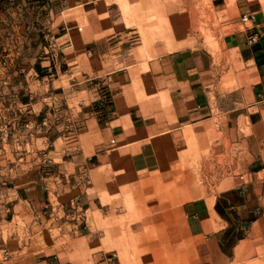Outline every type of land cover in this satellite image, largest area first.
Instances as JSON below:
<instances>
[{
	"label": "rangeland",
	"instance_id": "374dc122",
	"mask_svg": "<svg viewBox=\"0 0 264 264\" xmlns=\"http://www.w3.org/2000/svg\"><path fill=\"white\" fill-rule=\"evenodd\" d=\"M0 9L2 105L13 93L29 100L27 107L12 102L14 126L0 104V264L16 263L18 239H27V254L35 223L45 220L35 243L54 264H199L200 242L183 206L214 202L224 196L217 184L227 188L236 170H254L238 141L250 133L245 116L256 66L221 43L251 27L245 15L261 18L264 32V0H0ZM180 54L196 59L212 107L203 143L192 129L164 137L156 172L133 168L138 145L117 160L98 156L106 140L89 122L96 106H115L134 122L156 120L157 133L176 125L167 110L180 99L172 77L180 71L169 58ZM250 112L264 121L261 106ZM257 164L260 170L264 162ZM64 183L72 192L59 210L33 206L37 189L50 184L55 202V186ZM25 199L32 201L26 211L14 209Z\"/></svg>",
	"mask_w": 264,
	"mask_h": 264
},
{
	"label": "crops",
	"instance_id": "0c3cea01",
	"mask_svg": "<svg viewBox=\"0 0 264 264\" xmlns=\"http://www.w3.org/2000/svg\"><path fill=\"white\" fill-rule=\"evenodd\" d=\"M250 23L251 27L244 34L226 35L221 45L227 53L238 52L243 63H253L256 66L254 82L249 94L251 103L247 106L249 109L245 116L248 119L245 127L249 128L250 133L248 136L240 137L238 141L240 144L243 142L247 144L250 157L254 161V170H236L235 181L227 188L225 184H217L215 190L222 191L224 196L215 198L214 202L198 199L183 206L189 214L191 238L200 242L197 250L199 264H264V164H261L262 169L257 170V161L260 159L264 162V121H253L252 119L256 117L253 118V113L250 112L264 93V32L261 30L263 26L261 18L252 16ZM253 34L258 35L259 40L253 46H248L247 38ZM169 63L180 71L179 74L172 76L180 86L175 93L180 99L171 104L167 110L171 121L176 125L167 132L157 133L156 120L134 122L132 116L128 118L120 115L115 106L103 108L96 106L91 110L89 122L101 130L106 140L100 145L102 148L98 149V156L105 155L106 158L117 160L118 154L138 145L139 151L131 158L133 168L139 172H156L151 165L157 162V144L161 145L164 137L170 135L171 138H176L179 134L192 129L196 130L197 138L203 143V128L209 125L213 118L210 116L212 107L207 101V92L200 79L202 73H198L197 61L192 56L180 54L170 57ZM158 112L162 113V110H157ZM240 118L241 115L234 122L235 129L239 131L243 129ZM62 140L57 137L54 144L58 145ZM245 178L246 182H243ZM55 188L58 193L55 202L51 201L54 191L49 184L47 187H41V191L37 189L35 198L37 200L33 206H45L47 203L46 207L51 205L52 210H59L67 195L72 192V188L66 183ZM33 190L34 188L31 189ZM30 202L32 201L29 199L20 200L14 205V209L26 211ZM226 211L230 213L229 219L225 218ZM46 222L50 224L48 220L35 223L39 230L32 233L33 247L27 254H24L27 249V239L25 243L18 239L14 254L15 264H20L22 260L24 264H54L51 259L43 255L38 243H35L41 240ZM232 233L239 235L233 241ZM230 240L231 247L227 248L226 243ZM23 255L26 257L24 258Z\"/></svg>",
	"mask_w": 264,
	"mask_h": 264
},
{
	"label": "built area",
	"instance_id": "2783aa9c",
	"mask_svg": "<svg viewBox=\"0 0 264 264\" xmlns=\"http://www.w3.org/2000/svg\"><path fill=\"white\" fill-rule=\"evenodd\" d=\"M2 14H5V11L1 10L0 9V15ZM243 23H247V22H251L252 21V16H243V18L241 19ZM251 30V29H249ZM1 31V29H0ZM259 40V36L256 35V34H253V35H249L248 38H247V45L248 46H253L255 43H257ZM7 69V62L4 61L0 64V70H5ZM12 74L9 73L7 74V77L4 81V84H7V83H11V79H12ZM16 86V85H15ZM8 97H11L8 101H9V104L8 105H2L3 104V93L0 91V104L2 105V108L3 110H7L8 112L10 111V115H9V119L11 120L12 118H14L15 115V111L12 109V102L13 103H20L23 107H27L29 105V100H28V97L25 96V95H22L21 94H16V93H13V94H9ZM5 104V103H4ZM4 106V107H3ZM254 106H261L263 109H264V93L261 95V97L259 98V100L254 104ZM253 106V107H254ZM2 108H0V112L2 111ZM8 122V125L11 126L13 125L14 126V123L12 124V120ZM2 124V117L0 116V126Z\"/></svg>",
	"mask_w": 264,
	"mask_h": 264
}]
</instances>
